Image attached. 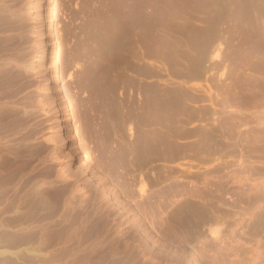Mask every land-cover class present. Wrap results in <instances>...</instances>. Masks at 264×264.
<instances>
[{
	"label": "rangeland",
	"instance_id": "obj_1",
	"mask_svg": "<svg viewBox=\"0 0 264 264\" xmlns=\"http://www.w3.org/2000/svg\"><path fill=\"white\" fill-rule=\"evenodd\" d=\"M179 1L50 0L56 96L72 171L55 152L58 132L38 78L23 69L39 50V22L24 0L13 3L21 10L0 9V264H264V111L241 123L215 112L210 124L226 144L221 156L175 158L172 146L163 149L175 126L157 121L164 111L152 90L168 78L152 70L165 67L177 23L201 25L207 15L193 11L205 0H188L176 13ZM249 3L256 11L237 14L236 32L244 16L264 23V0ZM133 19L135 50L126 39L124 53L127 60L135 54V70L124 67L117 89L102 72L92 83L94 63L72 62L79 40L96 36L95 45L119 21L129 33ZM212 81L202 86L210 96ZM172 142L190 147L186 138ZM193 215L198 223L182 224Z\"/></svg>",
	"mask_w": 264,
	"mask_h": 264
},
{
	"label": "crops",
	"instance_id": "obj_2",
	"mask_svg": "<svg viewBox=\"0 0 264 264\" xmlns=\"http://www.w3.org/2000/svg\"><path fill=\"white\" fill-rule=\"evenodd\" d=\"M193 11L207 14L205 15L204 23L201 25L187 26V28H184L183 26V28H180V32L175 31V33H173L174 35L171 37V43L177 45V43L180 42L184 51H181L179 56V52L177 51H175L177 54H174V51L166 52V54L162 56L163 60H161L163 62L166 61L165 67L160 69L154 67L157 72L160 71L159 73L161 74L165 73L168 78L164 82V85H166L167 88L165 109H167L168 114L170 111L173 116L177 117L176 111L179 109L180 111L178 110V112H181L182 110V113H178L180 114L178 116L179 119L172 116L171 118L166 117L167 114L165 116V119L168 120H165V123L167 124H180L181 122L184 124L182 128L183 131L181 130L182 134H180L181 132L173 134V140L180 135V137L186 138L190 141L189 150L194 148L193 150L195 151L193 154L197 152V155L201 152L198 150L196 151L197 148L195 149L198 144V149L201 147L204 149L201 150L205 152H201L202 154L199 153V156L207 155L205 149L209 150L208 153H210V156L214 152H217V154H220L221 156L222 153L220 151L223 150L224 145L223 143L222 145L219 143L221 140L220 137L218 135L217 137L214 136L215 138L213 137L212 139H215V141L208 143L209 139H205V134H202L199 131L201 130L200 126L213 122L216 114L215 112H218L219 114L217 115V119H221V117L226 115L237 123H241L248 120L249 114H252L253 112H255V114L259 112L262 113L264 111V91L262 90L264 86H260L262 81L264 83V66L262 63L254 65L251 63L253 61H264V23L257 21L254 22L244 16L243 22H241L240 32H236L234 21L237 18V14H246L256 11L249 3V0H205L202 9H196ZM257 11H260V9L258 8ZM252 30L255 31L252 32ZM178 34L180 35L178 36ZM183 46L185 49L191 48L192 51L186 53L187 49L185 50ZM191 59L193 61L196 59L195 61L199 60L206 62L205 67L207 69L205 71L203 70L201 73L196 69L190 68L188 62L190 63ZM171 60L181 61V66L176 67L175 64L169 63ZM238 61L249 63H245L242 66L236 63ZM226 65H228V68L224 69ZM210 66H213V68L210 69ZM259 66L260 68H258ZM254 68L257 69V71ZM157 72L156 77H158ZM222 72H226L224 80H221L223 75ZM210 76L213 77L212 83L214 87H216L211 96L210 92L202 87L208 83L207 78ZM156 79L159 81V78ZM258 81L261 82L259 83ZM258 83L260 88L257 87ZM253 84H257L255 85L256 88ZM221 85H223V92L221 91ZM252 87L257 91H253ZM178 88L179 90L187 92V97L183 104L182 102H179L176 94ZM204 90H206L208 94L203 92ZM252 93L255 94V97L251 96L253 95ZM194 99L197 100L195 101ZM182 119H185V122ZM223 119L224 118L219 122L223 123ZM182 123L180 125H182ZM197 124H199V126L196 127L195 125ZM196 133H198V135ZM202 144L204 145L203 147L201 146ZM186 150L183 152V155H185V152L186 154L188 153L187 156L192 154V150L191 152L189 150H187V152Z\"/></svg>",
	"mask_w": 264,
	"mask_h": 264
},
{
	"label": "bare ground",
	"instance_id": "obj_3",
	"mask_svg": "<svg viewBox=\"0 0 264 264\" xmlns=\"http://www.w3.org/2000/svg\"><path fill=\"white\" fill-rule=\"evenodd\" d=\"M188 0H180L176 5H178V6H176L175 5V8L177 7V8H179V9H175V11H176V13L178 12V11H180V12H184L185 10H183V8L185 7L184 5H185V3L187 2ZM194 2H196L197 4H198V0H193ZM214 1V0H213ZM14 2H16V0H0V9H7V10H9V11H18V10H21V8L20 7H16L15 8V6H14ZM50 0H24V6L26 5V4H28L29 5V12H30V14H31V18L32 19H34V20H37L38 22H39V24H38V26H37V28H36V30H35V33H36V41H35V43L37 44V47L39 48V50L38 51H36L35 52V54L31 57V59L29 60V61H27L26 63H24L22 66H23V69L24 70H26L27 72H33L34 74H35V77H37L38 78V84H37V86L40 88V90H41V92H42V94H43V99H44V103L46 104V105H48L49 106V111H50V114H51V119H53V121L55 122V127H56V131L58 132H56L57 134L55 135V137H56V141H58V143L56 144L57 146H55V152H56V154H57V156H59V157H61L62 158V162L64 163V166L66 167V168H68L70 171H72V165L74 164V157H73V154H72V151H71V148H70V146H69V144L66 142V139H65V137H64V135L62 134V130L64 129V122H65V120H64V114H62V112H61V110H60V107H59V103L57 102V99H58V97L56 96V91H57V89H56V86H55V83H56V80H57V78H56V74H55V70H56V68L58 67L57 66V64L56 63H54L53 62V51H54V45H55V41L53 40V38L51 37V32H50V29H49V24L51 23V16H50V14L51 13H49V10H50ZM181 2V4H179ZM133 3V2H132ZM131 3V4H132ZM134 4V3H133ZM23 6V7H24ZM167 7V6H166ZM174 7V6H173ZM168 8H169V6H168ZM170 9L171 10H174V8H169V11H170ZM166 10V9H165ZM167 13H168V10L166 11ZM173 12V11H172ZM23 14V13H22ZM166 14V13H165ZM162 15V14H161ZM133 16V15H132ZM177 16V15H176ZM166 17V16H165ZM133 18H134V16H133ZM130 19H132V17L130 18ZM147 19H148V16H147ZM165 19H168V18H165ZM165 19L163 20L162 19V21L163 22H165V24H167V23H169L170 22V20H169V22H167L166 23V21H165ZM173 19V18H172ZM134 20L135 19H133L132 20V23H131V25L129 26V33L128 32H126V33H128L127 35H126V33H124L123 32V29H121V25H120V21H119V24L117 25V24H115V28H113V29H109V31H110V33H109V31H108V33L109 34H105V35H103V36H106V37H104V39H103V36H102V38H100V40H102V41H100L99 39H98V45H97V43H95V45H94V41H95V39H93L92 40V38H95V37H92L91 38V36L89 35L88 36V34H86L87 35V37L85 36L84 38H82L81 40H79V42H78V45H77V47H76V50H75V52H74V55H72V62L75 60V59H83V60H85V61H87V62H89L91 65H92V62L94 63L93 64V66L94 67H92V70H91V77H90V79H91V81H92V83H95V82H97V84H98V81H97V72L99 73V72H102V76H110L111 78V80L110 81H112L113 82V87H114V89H117V87L119 86V84H120V80H121V75L123 74L122 73V70L124 71V67L125 66H127L128 65V67L130 66L131 67V69H133L134 68V62H133V60H131L132 59V57L135 55H131L132 57H130L129 55V57L131 58L130 60L128 59H126V57H125V54L126 53H124V51H126L127 49V47H126V39H128V48H130L131 49V51H134L135 49V37H134V33H133V28L135 27V22H134ZM149 20L150 21H152V18L150 19L149 18ZM130 21V20H129ZM154 21V20H153ZM162 22V23H163ZM116 23H117V21H116ZM137 23V22H136ZM148 23V22H147ZM150 23V22H149ZM129 24V23H128ZM177 27H176V30H174V31H177V32H180L181 31V29L180 28H183V26H184V28H187V26H186V24H184L183 22L181 23H177ZM112 27V26H111ZM189 27V26H188ZM87 28V27H86ZM89 28V27H88ZM128 29V28H127ZM87 30V29H86ZM136 31V30H135ZM85 32L86 31H84V34H85ZM89 32V31H88ZM175 33V32H174ZM136 34V33H135ZM180 34H178V36H179ZM96 39H97V37H96ZM99 42H101L100 44H99ZM172 42V41H171ZM174 42H177V41H174ZM173 42V43H174ZM172 44V43H171ZM185 46V45H184ZM184 46H183V48H184ZM188 46H190V45H188ZM126 47V48H125ZM186 47V46H185ZM191 47V46H190ZM185 49V48H184ZM187 49V48H186ZM185 49V50H186ZM191 49V48H190ZM189 48L186 50V53H189V52H191L192 51V49L190 50ZM172 51H177V52H179L178 53V56H179V54H180V52L181 51H184L183 49H182V46H181V44H180V42H178L177 43V45L174 43V44H172V50L171 51H166V52H172ZM166 52L164 53V54H166ZM130 53V52H129ZM132 53V52H131ZM130 53V54H131ZM137 53V52H136ZM193 53V52H192ZM153 54V53H152ZM163 54V55H164ZM174 54H177L176 52L174 53ZM169 55V54H168ZM171 55H172V53H171ZM185 55V54H184ZM13 56V55H12ZM174 56V55H173ZM161 57V56H160ZM181 57V56H180ZM190 57V56H189ZM134 58H135V56H134ZM177 58V57H176ZM179 58V57H178ZM12 59V58H11ZM26 59V58H25ZM168 59V58H167ZM196 59H194V61L191 59V62L189 63L188 62V64H190V68H192V69H196L197 71H200L201 73L203 72V70L205 71L207 68L205 67V63L206 62H204V61H195ZM26 61V60H25ZM23 62V61H22ZM166 62V61H165ZM1 63V62H0ZM15 63V62H14ZM18 63H19V61H18ZM168 63V62H167ZM169 63H171V64H175V66L176 67H180L181 66V61H176V60H171V61H169ZM185 63V62H184ZM61 64H63V63H61ZM165 64V63H164ZM163 64V65H164ZM99 65H101V68L100 67H98ZM167 66V65H166ZM174 66V65H173ZM187 66V65H186ZM264 66V65H263ZM133 67V68H132ZM1 68V67H0ZM258 68H260V66L258 67ZM263 68V67H262ZM130 69V70H131ZM173 69H175V68H173ZM185 69V68H184ZM255 69V68H254ZM135 70V68L133 69V71ZM195 70V71H196ZM256 71H257V69H255ZM259 70V69H258ZM132 71V70H131ZM162 71V70H161ZM178 71V70H177ZM260 71V70H259ZM258 71V73L260 74V72ZM157 71H156V69H155V67H154V72H153V70H152V73H156ZM160 72V71H159ZM159 72H157L158 73V75H159ZM135 73V72H134ZM137 73V72H136ZM190 73H191V71H190ZM195 74V73H194ZM182 75V74H181ZM123 77V76H122ZM186 77V76H185ZM102 78V77H101ZM251 79V78H250ZM41 80L43 81V82H41ZM100 80V79H99ZM128 80H129V84L132 86V85H134V82H135V80H134V77H130V78H128ZM101 81V80H100ZM257 82V81H256ZM255 82V83H256ZM259 83L261 82V81H258ZM259 83H258V86L257 87H259L260 88V86L262 85V86H264V83H263V81L261 82V83H263V84H261L260 83V86H259ZM255 85H257V84H255ZM254 84H253V86H255ZM154 86V85H153ZM112 87V88H113ZM156 87L157 88H155V89H153L152 91H153V94L152 95H156V97L159 99V108H160V111L162 110V111H164V117H162V118H157L158 117V115H159V113H158V115H155V114H153V112H149V114L150 113H152V115H155V116H157V117H155V119L157 118V121L159 120V122L160 123H164V124H166V125H172V126H175V127H173L172 129H171V131H169L168 132V130H167V132H168V141L166 142L165 141V143H163L164 144V150H167L166 148L167 147H165V146H172V148H170L169 149V152H168V154H171V156L172 157H175V158H178V157H181L184 153V151L185 150H183L184 149V147H181V145L179 146V144L178 145H176V144H174L172 141H174L173 140V138H172V136H173V134H177V133H180L181 132V130H182V128H183V123H182V125H180V124H176V123H165V118L166 117H169V118H171V116L172 117H175V116H173L172 115V112H170L169 111V114H168V112H167V109H165V101H166V94H167V92H166V90H167V88H166V85L165 86H160L159 84H156ZM181 87V86H180ZM119 88V87H118ZM255 88H256V86H255ZM259 88H257V89H259ZM182 89V88H181ZM252 90L254 91V90H256V89H253V87H252ZM263 91H264V88L262 89ZM257 91V90H256ZM255 91V92H256ZM148 92V91H147ZM170 92H171V90H170ZM254 92V93H255ZM176 94H177V96H178V100H179V102L181 103L182 102V104H183V102H184V100H186L185 98L187 97V92L186 91H183V90H179V88H178V91H176ZM253 94V93H252ZM256 94V93H255ZM255 94H253V95H251V96H254ZM200 96V95H199ZM257 96V95H256ZM150 97H152V96H150ZM193 97V96H192ZM255 97V96H254ZM258 97V96H257ZM252 98V97H251ZM150 99V98H149ZM156 99V98H155ZM257 99V98H256ZM153 100H154V98H153ZM152 100V101H153ZM195 101L197 100V99H194ZM254 100V99H253ZM150 101V100H149ZM252 101V100H251ZM168 103V102H167ZM151 104V103H150ZM152 105V104H151ZM157 105V104H156ZM153 106V105H152ZM206 108V107H205ZM155 109L157 110L158 108L157 107H155ZM208 109V108H207ZM155 110V111H156ZM179 110V109H178ZM178 110L176 111L177 112V114H176V116L177 117H175L176 119H179V115L180 114H178V113H182V110H181V112H178ZM195 110V109H194ZM197 110V109H196ZM172 111V110H171ZM180 111V110H179ZM183 112H184V110H183ZM200 112V111H199ZM202 112V111H201ZM206 112V111H205ZM205 112H204V114H205ZM209 112H211V111H209ZM208 112V113H209ZM154 113H157V112H154ZM161 114V113H160ZM166 114H167V116H166ZM151 114H150V116L151 117H153ZM161 115H163V114H161ZM166 116V117H165ZM184 116V115H183ZM186 116V115H185ZM210 116V115H209ZM182 117V116H181ZM185 118V117H184ZM149 119H150V117H149ZM155 119H152V120H154L155 122H156V120ZM176 119H174V120H176ZM181 119V118H180ZM213 119V118H212ZM171 120V119H170ZM173 120V119H172ZM183 121L185 120V119H182ZM166 121H168V120H166ZM150 122H151V120H150ZM176 122V121H175ZM179 122V121H178ZM185 122V121H184ZM152 123V122H151ZM154 123V122H153ZM188 124V123H187ZM158 125V124H157ZM158 126H160V125H158ZM163 127V126H162ZM169 127V126H168ZM215 127V126H214ZM161 128V127H160ZM166 129H167V127H165ZM166 129H162V130H166ZM184 129H186V128H184ZM200 129L201 130H199L202 134H205V139H209L208 140V143H211L212 141H215V139H212L214 136H216L217 137V135H216V132L217 131H215L214 130V128H213V126H211V124H203V125H201L200 126ZM183 131V130H182ZM160 132V131H159ZM166 132V133H167ZM165 133V134H166ZM195 133V132H194ZM193 133V134H194ZM199 133V132H198ZM198 133H196L197 135H198ZM200 133V134H201ZM219 133V132H218ZM164 134V135H165ZM180 134H182V132L180 133ZM200 134H199V136H200ZM167 135V134H166ZM219 135V134H218ZM199 136H197V137H199ZM178 137V136H177ZM179 137H180V135H179ZM178 137V138H179ZM201 137V136H200ZM166 138H167V136H166ZM170 138H171V140H170ZM215 138V137H214ZM203 139V138H202ZM210 139H211V141H210ZM169 140L171 141L170 143H169ZM207 141V140H206ZM210 141V142H209ZM222 140H220L219 141V143L222 145V143L223 142H221ZM177 143V142H176ZM203 143V142H202ZM207 143V142H206ZM204 144V143H203ZM201 145L202 147L204 146V145ZM198 145V144H197ZM196 145V147H195V149H196V151L198 150V151H201L202 153L204 152V151H202V150H204V149H202L200 146V148L198 149V146ZM223 147H225V145L226 144H224L223 143ZM186 146V145H185ZM162 147V146H161ZM192 147V146H191ZM185 148H187V147H185ZM172 149V153H171V150ZM190 149V148H189ZM188 149V150H189ZM194 149V148H193ZM193 149H191L192 150V152H191V150H189L192 154L194 153V151L195 150H193ZM202 149V150H201ZM161 150H162V148H161ZM164 150H162V151H164ZM168 151V150H167ZM167 151H166V153H167ZM187 151V150H186ZM205 151H207V155L208 156H210V153H208V151L209 150H206L205 149ZM188 152V151H187ZM189 152V153H190ZM201 152H199L200 154H202ZM212 152V151H211ZM214 152V151H213ZM163 153V152H162ZM164 153H165V151H164ZM196 153L197 152H195V154H193V155H196ZM198 153V154H199ZM205 153V152H204ZM188 154V153H187ZM187 154H186V152H185V155L187 156ZM196 155V156H199V155ZM215 154H217V152H214V153H212L211 154V156H214ZM166 155V154H165ZM185 155H183V156H185ZM206 155V154H205ZM206 155V156H207ZM220 155V154H219ZM167 156V155H166ZM169 156V155H168ZM168 156H167V158H168ZM182 156V157H183ZM201 156V155H200ZM210 156V157H211ZM217 156V155H216ZM165 157V156H164ZM174 158V159H175ZM184 212H186V211H184ZM194 213H196V212H194ZM197 214V213H196ZM187 219H190V221L191 222H193L194 224H196V223H198L199 222V217H197V216H186V217H184V218H181V221H182V224L183 225H185L186 223H187ZM192 223V224H193ZM148 248H149V250L152 252V254L155 256V257H159V255H160V251L155 247V246H148ZM169 260H171L170 258H169ZM192 264V263H191Z\"/></svg>",
	"mask_w": 264,
	"mask_h": 264
}]
</instances>
